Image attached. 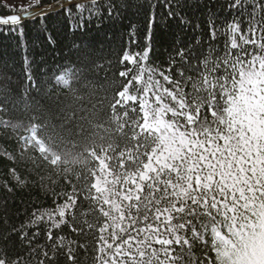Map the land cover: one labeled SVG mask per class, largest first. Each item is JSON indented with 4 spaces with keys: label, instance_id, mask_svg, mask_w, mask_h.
Instances as JSON below:
<instances>
[{
    "label": "snow or ice",
    "instance_id": "obj_1",
    "mask_svg": "<svg viewBox=\"0 0 264 264\" xmlns=\"http://www.w3.org/2000/svg\"><path fill=\"white\" fill-rule=\"evenodd\" d=\"M246 5L252 7L251 19L246 28L234 19L224 29L222 54L209 47L190 63L181 49L176 56L182 67L170 63L160 70L146 66L150 47L126 51L120 63L131 67L119 73L127 83L109 101L105 124L110 126L94 124L93 146H85L74 160L56 150L61 143L70 145L66 153L71 155L79 147L65 138L70 130L56 133L53 126L56 134L49 135L48 124L28 129L24 141L50 165L62 163L65 173L69 164L82 162L86 168L82 189L73 186L55 213H33L32 226L43 221L56 229L68 224L85 236L99 233L102 243L94 251L108 256L103 264H264V2L229 0L228 6L243 12ZM29 18H0V25ZM209 31L215 40L220 29L210 20ZM59 82L69 84L65 76ZM70 120L71 114L60 128ZM0 125L10 126L3 120ZM97 137L108 143H96ZM80 197L87 209L78 207ZM66 215L82 227H73ZM47 239L52 252L39 246L38 264H56L59 252L75 264L77 248L87 247L64 237L54 240L51 227ZM197 245L202 252L211 250L215 261L197 256ZM0 264L7 261L0 258Z\"/></svg>",
    "mask_w": 264,
    "mask_h": 264
},
{
    "label": "trees",
    "instance_id": "obj_2",
    "mask_svg": "<svg viewBox=\"0 0 264 264\" xmlns=\"http://www.w3.org/2000/svg\"><path fill=\"white\" fill-rule=\"evenodd\" d=\"M60 1L39 0L37 6L36 0H18L14 5L12 0H0V18L24 13L20 8L27 4L25 8L35 10ZM77 1L80 0H63L54 8ZM228 5L229 0H102L72 5L19 25H0V107L3 108L0 120L10 125H0V258L7 264L21 258V264H38L42 258L39 246L52 252L47 239L51 227L54 240L64 237L87 246L77 248L75 264L108 261V256L94 251L97 243H102L96 239L99 233L90 232L85 236L74 233L68 224L56 229L51 222L43 221L32 226L33 213H55L57 206L65 203L66 194L72 193L73 186L77 191L82 189L86 168L82 162L69 164L71 171L65 173L62 163L50 165L23 138L30 135L31 126L48 124L45 131L49 135L70 130L71 136L65 138L79 147L72 149L71 155L66 153L70 145L61 143L56 150L70 161L79 157L85 146H93V125L105 124L110 114L109 101L127 83L119 76L121 71L131 67L120 63L123 54L143 52L150 47L146 66L160 70L167 69L170 63L182 67L176 56L181 49L189 56L190 63L197 62V57L202 58L209 47L222 54L226 39L224 29L234 19L246 28L252 12L251 5H246L243 12L231 10ZM169 12L173 13L171 18ZM210 20L220 29L215 40L210 36ZM61 76L69 80L67 86L59 82ZM70 114V123L62 130L60 125ZM84 116L88 119L82 120ZM53 126L56 133L52 131ZM82 129L87 131L77 135ZM57 143H60L58 137ZM96 143L106 145L108 141L97 137ZM81 204L87 209L82 197L78 198V207ZM76 215L79 217L78 211ZM59 219L57 215L56 220ZM65 219L77 229L82 227L67 215ZM34 232L39 235L32 240ZM22 233L27 234L23 241ZM33 248H36L35 253ZM106 251L114 255L110 249ZM195 254L215 261L214 253L202 252L199 245ZM97 256L101 259L97 260ZM160 259H164L163 254ZM46 264L52 262L46 261ZM56 264H68L62 252L57 255Z\"/></svg>",
    "mask_w": 264,
    "mask_h": 264
},
{
    "label": "water",
    "instance_id": "obj_3",
    "mask_svg": "<svg viewBox=\"0 0 264 264\" xmlns=\"http://www.w3.org/2000/svg\"><path fill=\"white\" fill-rule=\"evenodd\" d=\"M63 1V0H62ZM62 1H60V2H62ZM97 1H99V0H97ZM60 2H58V3H56V4H54V5H52V7H58V5L60 4ZM95 2V1H94ZM74 4V3H73ZM73 4H71V5H73ZM71 5H69V6H71ZM69 6H67V7H69ZM64 8H66V7H64ZM64 8H55V9H53V10H45L46 8H42V9H35V10H30V11H28V13H22V14H20L19 15V17H24L25 15H29L30 16V18L29 19H21V22L20 23H23V22H26V21H31V20H35V19H38V18H40V17H42V16H47L48 14H51V13H53V12H57V11H59L60 9L61 10H63Z\"/></svg>",
    "mask_w": 264,
    "mask_h": 264
},
{
    "label": "rangeland",
    "instance_id": "obj_4",
    "mask_svg": "<svg viewBox=\"0 0 264 264\" xmlns=\"http://www.w3.org/2000/svg\"><path fill=\"white\" fill-rule=\"evenodd\" d=\"M94 1H97V0H80V1H77V2H74V3H76V4H83V3H91V2H94ZM18 2V0H12V4L14 5L15 3H17ZM73 4V3H72ZM27 6H29L28 4L27 5H25L24 7H21V8H25V7H27ZM69 6V5H68ZM52 7V6H51ZM64 7H67V6H64ZM64 7H62V8H64ZM20 8V9H21ZM61 8V9H62ZM61 9L59 10V11H57L56 13H58V12H60L61 11ZM22 14V13H21ZM19 15L20 14H17V15H13V16H18L19 17ZM13 16H10V17H13Z\"/></svg>",
    "mask_w": 264,
    "mask_h": 264
},
{
    "label": "bare ground",
    "instance_id": "obj_5",
    "mask_svg": "<svg viewBox=\"0 0 264 264\" xmlns=\"http://www.w3.org/2000/svg\"><path fill=\"white\" fill-rule=\"evenodd\" d=\"M46 9L45 10H53V9H55L54 7H51V6H49V7H45ZM59 9V8H58ZM6 25H12V24H6Z\"/></svg>",
    "mask_w": 264,
    "mask_h": 264
}]
</instances>
